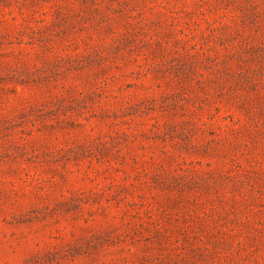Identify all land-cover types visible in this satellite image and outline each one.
I'll list each match as a JSON object with an SVG mask.
<instances>
[{
	"label": "rangeland",
	"instance_id": "rangeland-1",
	"mask_svg": "<svg viewBox=\"0 0 264 264\" xmlns=\"http://www.w3.org/2000/svg\"><path fill=\"white\" fill-rule=\"evenodd\" d=\"M0 264H264V0H0Z\"/></svg>",
	"mask_w": 264,
	"mask_h": 264
}]
</instances>
